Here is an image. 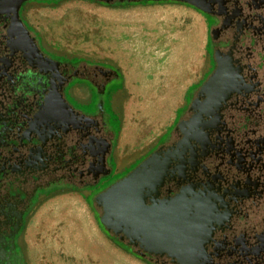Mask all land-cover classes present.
Here are the masks:
<instances>
[{
    "label": "flooded vegetation",
    "instance_id": "obj_1",
    "mask_svg": "<svg viewBox=\"0 0 264 264\" xmlns=\"http://www.w3.org/2000/svg\"><path fill=\"white\" fill-rule=\"evenodd\" d=\"M149 1L180 2L202 13L208 62L170 128L131 168L156 153L165 177L147 203L186 195L211 211L205 243L184 264H264V0ZM23 5L29 33L14 22L13 8L0 9V264H26L18 239L46 187L65 182L97 195L120 179L108 178L116 138L106 96L117 72L48 53ZM79 81L92 87L90 104L70 95ZM94 104L95 113L82 110ZM119 236L142 255L182 264Z\"/></svg>",
    "mask_w": 264,
    "mask_h": 264
},
{
    "label": "crops",
    "instance_id": "obj_2",
    "mask_svg": "<svg viewBox=\"0 0 264 264\" xmlns=\"http://www.w3.org/2000/svg\"><path fill=\"white\" fill-rule=\"evenodd\" d=\"M174 3L202 15L184 3L147 0L116 3L33 0L23 6L22 14L38 34L45 50L65 60L83 59L119 68L122 65L118 56L134 57L132 53L136 52L135 58H142L144 62V72L138 71V74H142L146 83L150 76L158 75L163 67L179 64L183 70L180 72L181 78L171 84L176 89L181 85L183 89L177 92L172 85L164 98L182 99L183 104L192 87L202 78L207 64L200 76L192 79L188 70L191 65L176 62L179 51V56L183 55L182 59H186L193 49L188 42L183 48L178 43L173 48L172 44L177 42L171 37L174 30L162 26L164 21L168 20L169 23L171 20L175 10L171 11L173 7L170 5ZM205 23L208 31L206 19ZM159 56L163 62L157 60ZM134 68L138 69L137 66ZM132 75L128 77L129 82L135 79V74ZM134 82L135 85L139 83ZM128 94H131L130 87H127L125 95ZM70 95L81 105L94 100L92 87L84 81L76 82L70 89ZM115 98L118 99L115 104H119L124 96ZM128 126L131 138L133 125L129 123ZM166 131L157 137L149 136L138 147H125L121 143L122 152L113 154L112 175L130 169L159 142ZM95 191V188L57 186L39 195L18 239L26 264H155L135 247L129 245L130 249L110 235L109 231L112 230H108L100 220L102 208L94 203L98 195Z\"/></svg>",
    "mask_w": 264,
    "mask_h": 264
},
{
    "label": "water",
    "instance_id": "obj_3",
    "mask_svg": "<svg viewBox=\"0 0 264 264\" xmlns=\"http://www.w3.org/2000/svg\"><path fill=\"white\" fill-rule=\"evenodd\" d=\"M25 1L0 0V9L5 2L11 5L13 9L8 12H14V22L29 33L20 18ZM164 177L165 170L154 153L96 196L103 207L100 220L115 234L124 232L132 241L141 240L150 252H168L184 264L205 243L204 222L209 220L211 211L200 197L186 195L148 204V195L157 190Z\"/></svg>",
    "mask_w": 264,
    "mask_h": 264
},
{
    "label": "rangeland",
    "instance_id": "obj_4",
    "mask_svg": "<svg viewBox=\"0 0 264 264\" xmlns=\"http://www.w3.org/2000/svg\"><path fill=\"white\" fill-rule=\"evenodd\" d=\"M170 6L173 7L171 11H175L172 12L173 15L171 20H169V23L167 22L168 20L166 22L164 21L162 26L169 27L174 30V36L171 37H173L174 42H177L172 44L173 48L177 43L180 44V47L182 48L186 42L190 43L193 49L191 50V56H187L186 59H182L184 56H179L181 52L179 51L176 57V62L186 65L190 64L191 68L188 70L191 71L190 73L192 79L198 78L208 62L206 44L208 31L206 29L205 19L202 15H200V13H197L193 9L179 3H174ZM174 7L177 8L174 9ZM177 32H179L178 36L176 35ZM132 54L134 57H132V55L131 57L126 56L124 58L120 56L117 57L118 61L122 65L119 68L105 65L118 72V75L109 83L107 90L108 93L106 96V106L108 109H112L109 120V128L116 138V145L114 148V154L116 155L121 153L123 150L120 146L121 143L124 144L125 147H138V145L143 143L145 139L149 138V136L152 135L157 137L169 129L175 116L179 113L178 109L184 106V103L188 100L190 93H188L187 99L183 104L182 99L164 98V96L167 95L166 92L169 91L172 85H174L171 83L181 78L180 72L183 71L182 67H180L179 64H175V66L173 65L174 67H163L164 69H161L158 75L150 76L146 83L142 74H138V71L144 72V62L142 61V58H135L136 52ZM147 54L149 55V52H147ZM158 58L159 59L157 60H159V62H163L161 56ZM135 66H137L138 69L134 68ZM129 73L131 74L129 75ZM132 74H135V79H133L132 82H129L128 77L133 76ZM134 81H139V83L136 84L139 86V89L135 85ZM127 87H130L131 91V94H128V96L125 95ZM174 88L177 92L183 89L181 85L177 87V89L174 85ZM120 89L124 92L120 91ZM118 95L124 96V99H121L119 104H115V101L118 100L115 97ZM82 110L85 112L89 111V113H95L97 111V104H94L93 106L91 105V107L84 106L82 107ZM129 123L133 125L131 138L129 131L127 130L130 128L128 126ZM130 170L128 169L119 175L108 176V178L121 179V177L127 175ZM101 212L103 211L101 210Z\"/></svg>",
    "mask_w": 264,
    "mask_h": 264
},
{
    "label": "trees",
    "instance_id": "obj_5",
    "mask_svg": "<svg viewBox=\"0 0 264 264\" xmlns=\"http://www.w3.org/2000/svg\"><path fill=\"white\" fill-rule=\"evenodd\" d=\"M148 2H149V0H147ZM116 2H118V1H116ZM115 2V3H116ZM67 62H69V63H71V64H73L74 66H77V67H81V66H87V67H90L91 69H94V68H98V67H101V66H105V64L103 65H99V64H96V63H92V62H90V61H87V60H83V59H73V60H67ZM117 72V71H116ZM118 73V72H117ZM82 80H84V79H82ZM59 187V186H75V187H77V188H82V187H79V186H76V185H71V184H68V183H65V182H63V183H55V184H52V185H49L48 187H46V189H45V191L44 192H46V191H48V190H50V189H52V188H55V187ZM109 233H110V235H112L119 243H121V244H123V245H126L128 248H130L131 249V247L129 246V245H127L126 243H125V241L124 240H122L121 238H120V236L119 235H117V234H115L114 232H112V231H109ZM143 256H145L146 258H148V260H150V261H152V262H154L155 264H164V263H161L160 261H158V260H156V259H153V258H151V257H149V256H147V255H143Z\"/></svg>",
    "mask_w": 264,
    "mask_h": 264
},
{
    "label": "bare ground",
    "instance_id": "obj_6",
    "mask_svg": "<svg viewBox=\"0 0 264 264\" xmlns=\"http://www.w3.org/2000/svg\"><path fill=\"white\" fill-rule=\"evenodd\" d=\"M3 9H11L13 8L11 5L7 4V2H5L3 5ZM169 154V153H168ZM168 156V155H167ZM160 160V159H159ZM165 161V160H164ZM160 162V161H159ZM162 164V163H161ZM162 168H164L162 165H161ZM97 263V262H96Z\"/></svg>",
    "mask_w": 264,
    "mask_h": 264
}]
</instances>
